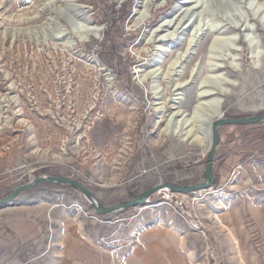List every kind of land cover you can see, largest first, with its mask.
I'll return each mask as SVG.
<instances>
[{
    "label": "rangeland",
    "instance_id": "rangeland-1",
    "mask_svg": "<svg viewBox=\"0 0 264 264\" xmlns=\"http://www.w3.org/2000/svg\"><path fill=\"white\" fill-rule=\"evenodd\" d=\"M214 96L223 118L264 112V0H0V199L47 175L106 207L205 181L209 149L171 116ZM248 156L215 162L209 188L105 215L80 189L41 182L0 207V264H106L149 227L179 242L160 264H264L248 216L264 201V155ZM72 217L96 251L66 238Z\"/></svg>",
    "mask_w": 264,
    "mask_h": 264
},
{
    "label": "crops",
    "instance_id": "crops-1",
    "mask_svg": "<svg viewBox=\"0 0 264 264\" xmlns=\"http://www.w3.org/2000/svg\"><path fill=\"white\" fill-rule=\"evenodd\" d=\"M219 132L220 141L215 162L219 159H225V162L231 163L237 156L249 159L248 155H264V125L249 130L237 129L235 126L220 127ZM22 212L25 215L27 211ZM248 216H250L249 220L251 219L256 225L252 233L251 246L254 248L259 247L258 249L264 253V201L250 207ZM63 227L66 238L71 242L75 240L77 243L89 245L92 252L97 250L96 239L86 229L83 220L81 222L72 217L63 221ZM248 236L251 237L249 234ZM138 239L139 243L133 246L132 249L128 248L122 255L120 254L121 257L106 252V259H108L106 264H160L157 261L160 247L175 249L179 246L175 234L158 228L149 227L139 231ZM252 247L245 248L251 253L254 249ZM165 264L168 263L165 262Z\"/></svg>",
    "mask_w": 264,
    "mask_h": 264
},
{
    "label": "water",
    "instance_id": "water-1",
    "mask_svg": "<svg viewBox=\"0 0 264 264\" xmlns=\"http://www.w3.org/2000/svg\"><path fill=\"white\" fill-rule=\"evenodd\" d=\"M263 120H264V112L257 114V115L249 116V117L223 118L221 115L218 118H216L212 124V144L209 148V153H208L206 165H205L206 180L196 183V184L179 185L175 183H160V184L154 185L142 191L135 198L131 200L125 201L123 203H120L114 206L106 207L100 204L97 197L92 191H90L82 183L74 179L64 177V176H55V175L37 176L33 181H30L29 183H26L16 188L15 190L12 191V193L1 198L0 207L8 202L13 201L21 193L35 187L37 184L41 182H53V183H58V184L70 185L77 189H80L86 195V197L90 200L93 207L95 208L97 213L100 215H105V214L113 213L115 211L128 209V208L138 206V205H143L147 202L149 197H151L154 193L159 192L161 190H172L175 192L190 193V192H195L201 189H206V188L213 186L216 181V177L214 175V162L216 159L217 148H218L219 141H220V132H219L220 127H222L223 125H232V124H241V125L251 124V123L256 124V123L262 122Z\"/></svg>",
    "mask_w": 264,
    "mask_h": 264
},
{
    "label": "bare ground",
    "instance_id": "bare-ground-1",
    "mask_svg": "<svg viewBox=\"0 0 264 264\" xmlns=\"http://www.w3.org/2000/svg\"><path fill=\"white\" fill-rule=\"evenodd\" d=\"M148 76H145L144 78ZM206 93H209V91H205L202 96L206 95ZM176 99H181V97H176ZM221 103L222 99L214 96L210 99L204 100L203 102L200 101L199 103H197L194 106L191 117H187L184 112L178 111L172 114L171 120L174 119V121L176 120V122H181L182 125L187 123L188 121H192L196 129L194 136L198 141L205 143V145L209 149L212 144L211 124H213L212 121L214 119L222 115Z\"/></svg>",
    "mask_w": 264,
    "mask_h": 264
},
{
    "label": "trees",
    "instance_id": "trees-1",
    "mask_svg": "<svg viewBox=\"0 0 264 264\" xmlns=\"http://www.w3.org/2000/svg\"><path fill=\"white\" fill-rule=\"evenodd\" d=\"M127 2L123 3L122 6H121V9L119 11H117L116 9L112 8L111 9V15L113 16L115 14V17L116 18V15H120L121 17L125 18L126 16H128L130 14V6H127ZM264 121V120H263Z\"/></svg>",
    "mask_w": 264,
    "mask_h": 264
}]
</instances>
